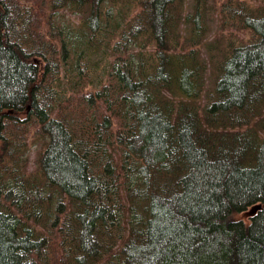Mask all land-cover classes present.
<instances>
[{"label":"trees","instance_id":"trees-1","mask_svg":"<svg viewBox=\"0 0 264 264\" xmlns=\"http://www.w3.org/2000/svg\"><path fill=\"white\" fill-rule=\"evenodd\" d=\"M208 1L0 0V264H264V0Z\"/></svg>","mask_w":264,"mask_h":264},{"label":"rangeland","instance_id":"rangeland-1","mask_svg":"<svg viewBox=\"0 0 264 264\" xmlns=\"http://www.w3.org/2000/svg\"><path fill=\"white\" fill-rule=\"evenodd\" d=\"M187 1V10L188 11H192L193 10V2L194 0H186ZM208 4L211 6L214 4L213 0H209L208 1ZM112 12V10L110 11V13ZM213 12H214V9L213 11L211 10L209 12V18H208V25H209V34H208V40L206 41L207 43V47L206 48H209V46H212V42L214 43L215 42V34L218 32V29H219V25H218V20H217V17L215 15H213ZM65 25L64 27L69 29L71 28L72 32H80V27L79 26V16L77 15H71L70 13L68 12H65ZM103 55V49L101 48V50H99L97 53H96V56H98V59L96 62H98L99 64V61H101L102 59L104 58H100L101 56ZM41 149V145H35L31 148V150L29 151L28 153V160L30 162V168H34L36 166V159H37V156H38V152L40 151ZM253 212H252V209L248 210V211H245V212H242V213H236L232 216V219H236V220H243L244 222H246L247 224L250 223L251 221V216H252Z\"/></svg>","mask_w":264,"mask_h":264}]
</instances>
